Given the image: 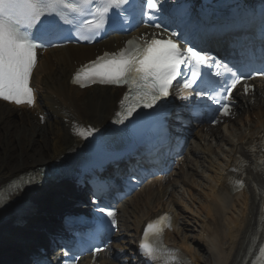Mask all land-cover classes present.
Returning a JSON list of instances; mask_svg holds the SVG:
<instances>
[{
  "label": "bare ground",
  "instance_id": "bare-ground-1",
  "mask_svg": "<svg viewBox=\"0 0 264 264\" xmlns=\"http://www.w3.org/2000/svg\"><path fill=\"white\" fill-rule=\"evenodd\" d=\"M147 33L148 30H141L140 35L145 37ZM131 34L110 36L91 46L57 47L38 56L31 78L34 106L16 107L0 101V188L30 169L66 153H76L83 142L75 128L91 126L98 132L113 122L122 89H79L71 83L72 73L105 51L119 50ZM207 40L215 42L212 38ZM255 81L258 85L251 95L235 96L231 118L215 128H198L191 133L188 153L171 173L143 185L118 205L117 236L125 249H134L145 220L165 209L177 218L166 241L171 248L180 249L182 262L247 264L256 247L252 238L256 236L261 212L258 193L264 188V171L258 170L255 157L244 151L264 131V80ZM239 153L251 160L246 166L245 183L241 189L224 186L227 171L235 167L234 159ZM117 171L113 172V180ZM27 178L35 182L40 173L34 171ZM28 185L21 184L5 203H0V264H22L20 255L33 252L42 239L43 228L51 222V226H58L59 214L50 218L48 210L52 209L46 210V206L65 203L79 193L69 181L50 190ZM116 190L115 181L109 191L114 195ZM25 199L38 202L35 214L15 225L12 208ZM5 232L12 237L4 238ZM107 253L112 257H102L98 264H126L122 257L128 256L127 252L117 255L112 248Z\"/></svg>",
  "mask_w": 264,
  "mask_h": 264
},
{
  "label": "snow or ice",
  "instance_id": "snow-or-ice-1",
  "mask_svg": "<svg viewBox=\"0 0 264 264\" xmlns=\"http://www.w3.org/2000/svg\"><path fill=\"white\" fill-rule=\"evenodd\" d=\"M147 13L137 0H0V99L16 105H33L34 90L30 86L33 70L37 63V50L45 45L53 46L54 41L66 38L62 25L74 24L78 17L91 15L93 20H84L79 26L80 36L87 30L96 36L105 29L109 22L113 26L123 27L137 13L141 16L159 10L160 0H146ZM69 16L72 18L69 19ZM160 27L159 24L156 25ZM177 33L169 38H132L116 52H105L94 60L82 65L73 74L72 82L84 87L86 83L126 86L127 91L119 101L120 110L115 114L116 123H124L137 109H154L158 103L170 94L174 82L179 83L182 68L192 69L203 66L209 59L194 46L184 47L177 42ZM230 74L215 95L201 90L195 93L196 98L207 97L218 105L222 116H229L232 108L233 90L242 81L253 79L247 72L234 70L224 65ZM254 75L264 77V65L253 69ZM216 77L220 72L214 73ZM203 73L192 71L191 78L184 77L183 88L190 89L197 84ZM230 79V83H229ZM253 85L243 83L247 94ZM215 92V89L212 90ZM226 93V95H225ZM192 93H181L182 100H188ZM217 120H212L216 124ZM80 137L91 136L96 129L91 126L74 129ZM31 180L12 182L8 190L0 189V203H5L9 194L17 190L22 183ZM242 186V181H237ZM110 218L116 226V213L105 208L99 209ZM171 227V216L168 213L150 220L143 228L138 247L141 253L152 261H164V264H180L178 250L169 249L162 243L163 232ZM257 237H253V245ZM96 248L93 257L102 252ZM251 252V247H250ZM252 264H264V245Z\"/></svg>",
  "mask_w": 264,
  "mask_h": 264
},
{
  "label": "rangeland",
  "instance_id": "rangeland-1",
  "mask_svg": "<svg viewBox=\"0 0 264 264\" xmlns=\"http://www.w3.org/2000/svg\"><path fill=\"white\" fill-rule=\"evenodd\" d=\"M187 194V193H186ZM193 236H195V233H193Z\"/></svg>",
  "mask_w": 264,
  "mask_h": 264
}]
</instances>
